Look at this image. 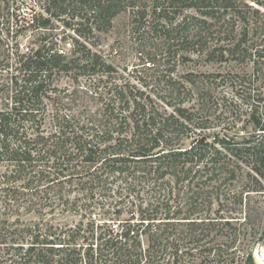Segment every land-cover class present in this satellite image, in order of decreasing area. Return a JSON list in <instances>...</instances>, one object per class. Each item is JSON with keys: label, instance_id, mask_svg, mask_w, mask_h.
<instances>
[{"label": "trees", "instance_id": "trees-1", "mask_svg": "<svg viewBox=\"0 0 264 264\" xmlns=\"http://www.w3.org/2000/svg\"><path fill=\"white\" fill-rule=\"evenodd\" d=\"M263 6L0 0V26L17 37L30 32L27 47L6 51L0 71V264H256L261 221L244 201L264 196V117L254 110L242 134L216 130L186 107L192 75L170 76L192 55L264 66ZM123 13L138 60L152 71L138 78L140 89L117 84L98 51ZM155 67L169 68L164 99L143 90L160 79ZM61 75L93 79L79 91L89 99L50 111L45 101L54 103ZM46 208L79 222L41 220Z\"/></svg>", "mask_w": 264, "mask_h": 264}, {"label": "rangeland", "instance_id": "rangeland-1", "mask_svg": "<svg viewBox=\"0 0 264 264\" xmlns=\"http://www.w3.org/2000/svg\"><path fill=\"white\" fill-rule=\"evenodd\" d=\"M264 12V6L261 8ZM24 14V13H23ZM27 14V19H31L33 14L30 12ZM128 16L126 13L120 14L112 21L111 30L101 35L100 47L98 51L104 57V59L113 65L116 73L113 74L115 82L117 84L129 82L137 84L140 89L138 78L146 79V75L152 74V71H147V64H142L138 60V55L135 53V46L129 36V29L127 26ZM2 26H0V71L2 61L6 58V51L11 49L15 43H20L27 47V40L30 32L23 34L24 36L15 35V27L8 34ZM18 30V29H17ZM62 30V29H61ZM57 31L53 33L54 37L58 39L62 37L64 31ZM67 33V32H66ZM70 41V40H69ZM70 43V42H69ZM215 42L212 44L214 45ZM264 45V42H263ZM67 55L69 51L73 49L71 44L61 45L60 48ZM191 61L179 65L173 70L174 74L170 77H180L185 74H191L198 76L196 79L190 77L189 80L184 82V90L187 94L185 99L186 107L192 113L200 109L198 115L200 117L208 119L216 130L219 129H231L234 132H241L245 123L249 122L250 115L255 110L259 117H264V66H253L252 62H238L228 58L227 62L222 63H207L205 57L198 60L196 56H191ZM158 69V68H154ZM169 68L161 67L156 72L155 76L159 77L156 81L153 80V85L145 88L146 93H149L153 99H164L166 86L165 76L168 75ZM1 78V74H0ZM160 80V81H159ZM94 82L93 79L77 78L74 80L70 75H61L55 79L53 86L57 88V92L49 95L53 100L45 101L47 108L52 111L53 108H59L63 110L69 105L71 99H89L79 93L80 89L86 83ZM202 99V100H201ZM250 129V127H248ZM241 130V131H240ZM231 131V132H233ZM3 169L0 168V171ZM245 182V181H244ZM242 183H233V188L238 190ZM81 204H87L82 202ZM248 209H257L258 218L254 228L261 233L264 231V196L260 194L251 193L250 196L244 201V211ZM237 209V208H236ZM243 209V205H242ZM224 210H227L226 208ZM93 215L97 221L101 218L99 212H93ZM87 214V213H86ZM73 214L50 212L49 208L43 210L41 220L52 219L65 223L66 220L71 225H75L79 222L77 216H71ZM88 215V214H87ZM263 216V218H261ZM87 219L84 220V224ZM263 230V231H262ZM259 235V236H260ZM258 236V237H259ZM257 237V238H258ZM256 238V239H257ZM255 239V241H256ZM254 244V243H253ZM243 244H236L237 255L242 253ZM253 248V245L251 246ZM225 250V247H221ZM230 251V250H229ZM257 261L264 263V240L257 247L256 256ZM188 260H185L187 264ZM195 263V261H194ZM189 264H191L189 262ZM209 264V263H206ZM247 264H251L250 262Z\"/></svg>", "mask_w": 264, "mask_h": 264}, {"label": "water", "instance_id": "water-1", "mask_svg": "<svg viewBox=\"0 0 264 264\" xmlns=\"http://www.w3.org/2000/svg\"><path fill=\"white\" fill-rule=\"evenodd\" d=\"M263 240H264V231L261 233V235L256 239V241L253 244V248H252V251H251L253 257L256 255L257 247L260 245V243H262Z\"/></svg>", "mask_w": 264, "mask_h": 264}, {"label": "bare ground", "instance_id": "bare-ground-1", "mask_svg": "<svg viewBox=\"0 0 264 264\" xmlns=\"http://www.w3.org/2000/svg\"><path fill=\"white\" fill-rule=\"evenodd\" d=\"M255 256H256V255H255ZM255 256H254V260L256 261L257 264H264V263H262V262L259 261V260L257 261V259H255V258H256Z\"/></svg>", "mask_w": 264, "mask_h": 264}]
</instances>
